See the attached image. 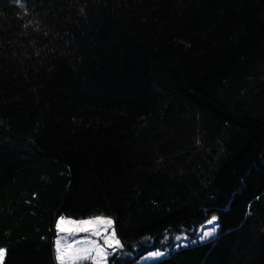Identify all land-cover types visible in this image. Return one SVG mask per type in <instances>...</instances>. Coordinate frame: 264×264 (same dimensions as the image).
Masks as SVG:
<instances>
[{"label": "trees", "instance_id": "16d2710c", "mask_svg": "<svg viewBox=\"0 0 264 264\" xmlns=\"http://www.w3.org/2000/svg\"><path fill=\"white\" fill-rule=\"evenodd\" d=\"M25 6L0 0L1 264H58L61 216L112 218L111 264L215 216L152 264H264V0Z\"/></svg>", "mask_w": 264, "mask_h": 264}, {"label": "snow or ice", "instance_id": "6c2138e0", "mask_svg": "<svg viewBox=\"0 0 264 264\" xmlns=\"http://www.w3.org/2000/svg\"><path fill=\"white\" fill-rule=\"evenodd\" d=\"M19 7L26 9V0H15ZM83 12V9H81ZM27 27V25H25ZM39 30V29H37ZM217 217L213 216L207 224L210 230L201 228L203 238L212 236L216 231ZM56 229L58 238L55 240V258L58 264H81L83 261H92L93 264H107L108 256L124 248L123 243L117 237L114 229V221L104 216H95L83 220H74L61 216ZM86 233L85 239H68L74 233ZM60 234H65L64 238ZM178 242L187 240V235L176 236ZM103 241L101 244L100 241ZM111 250V251H109ZM5 249L0 248V261L3 260ZM166 253L161 250L152 251L146 259H158L164 257Z\"/></svg>", "mask_w": 264, "mask_h": 264}, {"label": "rangeland", "instance_id": "374dc122", "mask_svg": "<svg viewBox=\"0 0 264 264\" xmlns=\"http://www.w3.org/2000/svg\"><path fill=\"white\" fill-rule=\"evenodd\" d=\"M105 217V216H104ZM110 218V217H108ZM112 219V218H111ZM75 220V219H74ZM113 220V219H112ZM210 220V219H209ZM208 220L205 221L203 224L200 225L199 229H197V231L195 232L194 230H188V229H182V233L180 234H176L174 236H169L165 239V242H168V241H172L173 240V243H170L171 245L164 248V249H161V251H164L166 253V255L164 257H161V258H158V259H146V257H148L149 253L152 252V251H156V250H152V251H149L147 253H145L143 256H141V258H139L138 261L135 262V264H152L154 262H157L165 257L168 256L169 254V251L172 249V248H176L178 247V242L174 239V237L176 236H183V235H187L188 239L187 240H182L179 242V245L182 246V247H187L189 246L190 244L192 243H197L198 241H201V240H204V239H208V238H212L216 235V233L219 231V225H218V220H216V231L215 233L210 236V237H207V238H203V234L201 232V228H205L206 230H210V226H208L207 224ZM115 229V228H114ZM64 235L65 234H60V237L61 238H64ZM190 235V236H189ZM194 236V237H193ZM196 236V237H195ZM87 238V234L86 233H74L72 234L71 236H68V239H85ZM100 243L102 244L103 241L101 240ZM4 249V248H3ZM111 251V250H109ZM5 255H6V251H5V254H4V258L2 261H0V264L3 263L4 259H5ZM116 259H119L122 257V249L121 250H118L115 252V254L113 255H109L108 256V260H107V264H111V260L113 258ZM81 264H93L92 261H83L81 262ZM112 264H115V262H113Z\"/></svg>", "mask_w": 264, "mask_h": 264}]
</instances>
